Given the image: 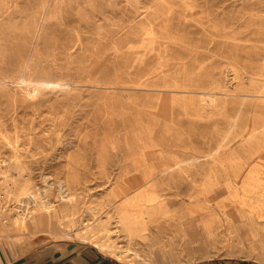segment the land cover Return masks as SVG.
Returning <instances> with one entry per match:
<instances>
[{"label":"rangeland","instance_id":"rangeland-1","mask_svg":"<svg viewBox=\"0 0 264 264\" xmlns=\"http://www.w3.org/2000/svg\"><path fill=\"white\" fill-rule=\"evenodd\" d=\"M0 77V230L26 182L71 235L16 234L4 264L98 251L83 225L125 247L114 210L136 264H264V0H0Z\"/></svg>","mask_w":264,"mask_h":264},{"label":"bare ground","instance_id":"bare-ground-1","mask_svg":"<svg viewBox=\"0 0 264 264\" xmlns=\"http://www.w3.org/2000/svg\"><path fill=\"white\" fill-rule=\"evenodd\" d=\"M179 1V0H178ZM183 2V1H182ZM137 3V2H136ZM179 3V2H178ZM189 6V5H188ZM187 7V6H186ZM80 21V20H78ZM74 27V26H73ZM77 28V26H76ZM73 29V28H72ZM148 34V33H147ZM77 36V35H76ZM64 38V37H63ZM69 38V37H68ZM75 38V37H74ZM152 38V36H151ZM67 39V38H66ZM78 39V38H77ZM150 39V38H149ZM70 40V39H69ZM67 42V41H66ZM77 42V41H76ZM66 44V43H65ZM74 44V43H73ZM79 44V43H78ZM57 45V44H56ZM60 45V44H59ZM62 45V44H61ZM25 46V45H24ZM65 46V45H64ZM75 46V44H74ZM23 47V46H22ZM66 47V46H65ZM55 48V47H54ZM27 49V48H26ZM32 49V48H31ZM52 49V48H51ZM78 49V48H77ZM86 49V48H83ZM33 50V49H32ZM55 50V49H54ZM69 50V48H68ZM27 51V50H26ZM56 51V50H55ZM65 51V50H64ZM66 52V51H65ZM80 53V52H79ZM83 53V52H82ZM68 54V53H67ZM84 54V53H83ZM33 55V54H32ZM81 55V54H80ZM21 56V55H20ZM87 56V55H86ZM92 56V54L90 55ZM95 56V55H94ZM93 56V57H94ZM19 57V56H18ZM29 58V57H28ZM87 58V57H86ZM90 58V57H89ZM19 59V58H18ZM88 59V58H87ZM78 61V58L76 59ZM75 60V61H76ZM19 61V60H18ZM74 61V62H75ZM84 61V60H83ZM73 62V63H74ZM81 61L79 60V63ZM23 63V62H22ZM21 63V64H22ZM26 63V62H25ZM18 64V65H21ZM78 64V63H77ZM24 65V64H22ZM83 65V63H82ZM91 66V64H88ZM87 65V66H88ZM26 66V65H25ZM18 67V66H17ZM81 67V66H80ZM83 67V66H82ZM24 68V67H23ZM22 68V69H23ZM84 68V67H83ZM86 68V67H85ZM84 68V69H85ZM21 69V70H22ZM65 70V69H64ZM18 71V70H17ZM57 71V70H56ZM62 71V70H61ZM91 71V70H90ZM23 73V71H21ZM30 72V70H29ZM65 72V71H64ZM5 73V72H4ZM81 73V71H80ZM86 73V72H85ZM7 74V73H6ZM61 74V73H60ZM73 74V73H72ZM82 74V73H81ZM88 74V72H87ZM18 75V74H17ZM22 75V74H20ZM51 75V74H50ZM57 75V74H55ZM54 75V76H55ZM71 75V74H70ZM61 76V75H60ZM63 76V75H62ZM77 76V75H76ZM79 76V75H78ZM22 77V76H20ZM39 77V75L37 76ZM36 77V78H37ZM1 78V77H0ZM9 78V77H8ZM18 78V77H17ZM35 78V76H34ZM69 78V77H68ZM67 78V79H68ZM23 79V78H22ZM40 79V78H39ZM55 79V78H53ZM59 79V78H58ZM57 79V82H58ZM73 79V78H72ZM4 80V79H2ZM14 80V79H13ZM17 80H20L19 78ZM29 80V78H28ZM41 80V79H40ZM46 80V79H45ZM60 80V79H59ZM63 80V79H62ZM65 80V79H64ZM1 81V80H0ZM7 81V79L5 80ZM37 81V79H36ZM50 81V79H49ZM39 81L40 86H48L50 85L51 81ZM61 81V80H60ZM262 81V80H261ZM2 82V81H1ZM24 82V81H23ZM30 82H32L30 80ZM53 82V81H52ZM14 83V82H13ZM16 83V82H15ZM21 83V82H20ZM36 83V82H35ZM38 83V81H37ZM54 83V82H53ZM52 83V84H53ZM60 83V82H59ZM62 83V82H61ZM65 83V82H64ZM71 83V82H70ZM30 85L31 83H27ZM55 84V83H54ZM66 84V83H65ZM6 85V84H5ZM3 85V86H5ZM262 85V84H261ZM32 86V85H31ZM68 86V85H66ZM264 86V83H263ZM30 87V86H29ZM34 88V87H33ZM37 88V87H36ZM65 88V87H64ZM68 88V87H66ZM38 89V88H37ZM260 89V87H259ZM15 90V89H14ZM21 90V89H20ZM264 90V89H263ZM35 91L34 89H31V92ZM41 91V90H40ZM39 91V92H40ZM24 92V91H23ZM264 92V91H263ZM36 93V92H35ZM3 94V93H2ZM7 94V93H6ZM10 94V93H9ZM8 94V95H9ZM31 95V94H29ZM12 98V96H11ZM191 103V102H190ZM189 103V105H190ZM193 104V103H192ZM191 104V105H192ZM195 105V104H194ZM2 133V132H1ZM3 135V134H2ZM4 137V136H3ZM6 137V136H5ZM108 139V138H107ZM106 140V139H105ZM8 140L7 142H9ZM13 143V142H12ZM15 144V143H14ZM17 145V144H16ZM10 146V145H9ZM116 146V145H115ZM18 155V154H17ZM101 156V155H100ZM14 157V155H13ZM15 158V157H14ZM99 158V157H98ZM19 159V158H18ZM16 160V158L14 159ZM98 160V159H97ZM19 161V160H18ZM22 161V160H21ZM11 163V162H10ZM14 163V162H13ZM157 165V164H156ZM7 172V171H6ZM9 172V171H8ZM2 177V176H1ZM17 177V176H16ZM15 178V177H14ZM5 179V178H4ZM264 179V178H262ZM16 180V179H15ZM27 180V179H26ZM29 180V179H28ZM13 182V181H12ZM16 182V181H15ZM12 185V184H11ZM10 184H7L6 186L3 187V192L1 193V198L5 200V203L10 202L12 195H14V189ZM32 188V187H31ZM30 188L27 187V183L24 182L22 186L19 187V192H20V197L18 200L15 199L12 203V209H15V216L12 219L11 227H4L3 230H0V264L8 263L10 260H8L5 257V253L9 250L12 251V244L14 243L12 237L16 234H23L24 231L25 233H30L31 235H41V234H46L50 235L52 237H71V235L64 233V225L62 222L59 221V219L55 218L54 214L51 212V209L49 208V202H44L41 203L39 200V197L36 195L38 190L34 189L33 195L29 196L28 194L30 193ZM32 191V189H31ZM120 193H116L115 197H119ZM14 199V198H13ZM72 201V200H71ZM23 203L27 206V209L29 211V214H25L20 208L19 204ZM243 203V202H242ZM22 206V205H21ZM111 206V204H110ZM73 207V206H72ZM68 208V207H67ZM113 208V207H112ZM129 209V208H128ZM74 210V209H73ZM68 211V210H67ZM116 212V225L115 232L118 233H123L125 238H126V246L125 247H120L117 244H115L113 241H111L110 237H105L103 236L102 232H106V228L101 226V224L97 225L96 227H90L89 225L84 226L81 229L80 233H77L78 237H81L82 240L88 241L89 244H91L93 247H95L100 253L103 255L109 256L116 260L118 263H123V264H136V257L137 255L130 249V245L133 244V240L138 238H141L143 233L140 231V221L137 217H134L131 215V213H128V216L124 212H118L117 210H114ZM5 210H1V213L4 214ZM62 212V211H61ZM71 212V211H70ZM68 212V213H70ZM67 213V212H66ZM104 213V212H103ZM14 214V213H13ZM64 215V214H63ZM67 215V214H66ZM109 215V214H108ZM111 215V214H110ZM220 215V214H219ZM73 216V215H72ZM71 216V218H72ZM94 216V215H93ZM96 216V215H95ZM98 216V215H97ZM104 216V215H103ZM107 216V215H106ZM105 216V217H106ZM114 216V215H113ZM261 216V214H260ZM65 217V216H64ZM109 217V216H108ZM107 217V218H108ZM70 218V217H69ZM110 218V217H109ZM102 219V218H101ZM104 219V218H103ZM145 219V218H144ZM63 220V219H62ZM81 220V218H80ZM95 220V218H94ZM67 221V220H66ZM2 226L5 224L3 219L0 220ZM81 222V221H80ZM230 222V221H229ZM99 223V222H98ZM101 223V222H100ZM115 224V223H114ZM72 225V224H71ZM72 227V226H71ZM101 227V228H100ZM7 228V229H6ZM2 231V232H1ZM66 231V230H65ZM145 231V230H144ZM148 232V231H147ZM231 234V233H230ZM160 235V234H159ZM37 236V237H38ZM110 236V235H109ZM47 237V236H46ZM156 237V235H155ZM153 238V237H152ZM161 238V237H160ZM212 238V237H210ZM158 240V239H157ZM152 241V240H151ZM176 241V240H175ZM174 241V242H175ZM117 242V239H116ZM139 242V241H138ZM141 242V241H140ZM137 243V242H136ZM142 243V242H141ZM165 243V242H164ZM184 245H189L190 239L189 238H184L183 240ZM154 244V243H153ZM204 244L206 246H210L211 242L208 240V238H204ZM135 245V244H134ZM145 245V244H143ZM162 248L164 249L165 245L162 244ZM174 246V245H173ZM135 247V246H134ZM160 249L161 247L158 246ZM157 247V248H158ZM136 248V247H135ZM138 248V247H137ZM148 248V246H147ZM150 248V247H149ZM167 248V247H166ZM140 249V248H139ZM160 249L154 250V253L158 255V252H160ZM136 250V249H135ZM138 250V249H137ZM163 251V250H161ZM146 253V252H145ZM144 253V254H145ZM189 253V252H188ZM187 253V254H188ZM150 254V253H149ZM162 254V253H161ZM146 255V254H145ZM164 255V254H163ZM207 255V254H206ZM144 256V255H143ZM148 256V255H147ZM142 259V258H139ZM148 259V258H147ZM150 259V258H149ZM143 260V259H142ZM151 261V260H149ZM143 262V261H142Z\"/></svg>","mask_w":264,"mask_h":264},{"label":"crops","instance_id":"crops-1","mask_svg":"<svg viewBox=\"0 0 264 264\" xmlns=\"http://www.w3.org/2000/svg\"><path fill=\"white\" fill-rule=\"evenodd\" d=\"M35 259L25 258L15 261L12 264H117L103 256L98 251L87 247H77L65 254L51 252L39 254ZM196 264H252L243 260H217L206 261Z\"/></svg>","mask_w":264,"mask_h":264}]
</instances>
